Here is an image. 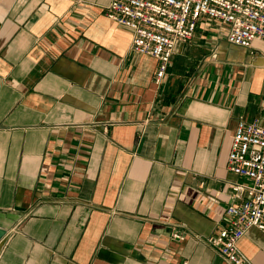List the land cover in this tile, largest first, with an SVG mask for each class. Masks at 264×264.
I'll return each mask as SVG.
<instances>
[{
    "label": "crops",
    "instance_id": "0c3cea01",
    "mask_svg": "<svg viewBox=\"0 0 264 264\" xmlns=\"http://www.w3.org/2000/svg\"><path fill=\"white\" fill-rule=\"evenodd\" d=\"M111 1L0 0V264H231L206 237L239 120L264 124V40L203 19L157 83ZM239 248L264 264L257 227Z\"/></svg>",
    "mask_w": 264,
    "mask_h": 264
},
{
    "label": "built area",
    "instance_id": "2783aa9c",
    "mask_svg": "<svg viewBox=\"0 0 264 264\" xmlns=\"http://www.w3.org/2000/svg\"><path fill=\"white\" fill-rule=\"evenodd\" d=\"M106 14L132 30V51L159 60L157 83L176 45L191 40L203 19L216 23L234 45L251 47L256 39L264 40V0H112ZM227 166L240 178L231 183L235 201L226 208L225 225L206 240L229 263L253 264L239 240L251 227L264 233V124L239 120ZM170 236L182 241L190 232L172 230Z\"/></svg>",
    "mask_w": 264,
    "mask_h": 264
},
{
    "label": "water",
    "instance_id": "95a60500",
    "mask_svg": "<svg viewBox=\"0 0 264 264\" xmlns=\"http://www.w3.org/2000/svg\"><path fill=\"white\" fill-rule=\"evenodd\" d=\"M6 230L0 227V240L5 236Z\"/></svg>",
    "mask_w": 264,
    "mask_h": 264
},
{
    "label": "rangeland",
    "instance_id": "374dc122",
    "mask_svg": "<svg viewBox=\"0 0 264 264\" xmlns=\"http://www.w3.org/2000/svg\"><path fill=\"white\" fill-rule=\"evenodd\" d=\"M210 22V21H209Z\"/></svg>",
    "mask_w": 264,
    "mask_h": 264
}]
</instances>
